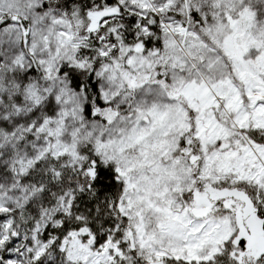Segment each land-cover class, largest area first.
I'll list each match as a JSON object with an SVG mask.
<instances>
[{"label": "snow or ice", "instance_id": "1", "mask_svg": "<svg viewBox=\"0 0 264 264\" xmlns=\"http://www.w3.org/2000/svg\"><path fill=\"white\" fill-rule=\"evenodd\" d=\"M0 264H264V0H0Z\"/></svg>", "mask_w": 264, "mask_h": 264}]
</instances>
